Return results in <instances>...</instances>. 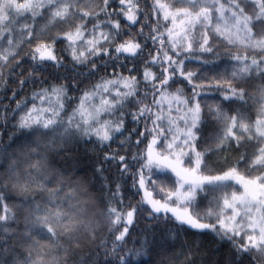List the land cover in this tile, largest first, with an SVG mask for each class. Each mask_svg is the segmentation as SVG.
Here are the masks:
<instances>
[{
  "label": "trees",
  "instance_id": "1",
  "mask_svg": "<svg viewBox=\"0 0 264 264\" xmlns=\"http://www.w3.org/2000/svg\"><path fill=\"white\" fill-rule=\"evenodd\" d=\"M159 3L171 12L186 6L178 0ZM220 3L228 7L225 0ZM239 3L244 15L252 17L253 36L260 39L264 36V22L256 19L258 2L239 0ZM70 11L75 13L68 18L70 22L54 21L47 7L35 17L25 13L23 17L11 18L13 30H5L4 38L0 39V54L9 50L12 53L7 61L0 59V216H7L0 221V264H34L37 260L40 264H264V256L257 249L247 253L241 250L248 231L240 230V236L230 239L232 234L225 235L219 227L216 231L198 230L181 224L168 212L153 213L143 200L139 185L143 175V189L160 201L175 191L174 173L144 167L147 148L156 139L155 147L161 149L169 137L173 119L185 116L187 107L197 102L201 111L193 143L195 152L203 154V165H207L206 169L202 165L200 171L218 175L235 167L248 179L264 174L251 163L258 147L264 146V138L255 134L256 121L264 110V51L250 46L254 41L221 34L223 21L218 20L215 10L210 24H197L187 32L184 31L187 23L181 24L180 17L175 24L171 18L163 19L157 0H131V5L128 0L123 5L120 0H108L106 5L104 0H76ZM84 12L89 15L84 16ZM126 13L134 15L136 22L129 21ZM117 22L119 29L114 27ZM77 25L84 26L83 39L69 41L66 34L75 32ZM217 27L221 32L216 31ZM29 29L32 36L26 34ZM168 29H172L171 38ZM91 31L109 37L107 41L101 37L95 44L98 53L89 52L94 45L85 43ZM152 36L158 39L154 42ZM205 37L211 52L199 48L197 42ZM9 38L12 45L7 42ZM173 39H183L185 47L192 42V52L178 47L177 56L172 51ZM230 39L234 42L230 43ZM128 42L140 45L136 55L115 51ZM41 44L48 46L56 60L39 59L35 49ZM165 52L174 60L183 61V72L194 74L191 82L180 70L172 74L177 65L169 67ZM74 55L80 58L79 62L73 59ZM237 56L241 57L239 61L235 59ZM252 60L258 64L252 65ZM244 65L249 70L241 73ZM165 68L170 79L161 86L159 81L165 76ZM146 72L156 79L146 80ZM133 77L134 94L122 100L108 119L116 121V126L122 123L119 131L110 132L107 140L75 129L65 133L69 117L79 108L86 92H93L105 81ZM60 86L66 90L59 118L64 125L54 131L41 129L43 134L35 132V125L20 127L21 118L34 105L39 109L57 104L51 92L43 102L36 94ZM232 89L242 90L243 98L234 96ZM177 90L182 91L181 99L189 100V105L172 99ZM145 106L150 111L139 116V109ZM218 111L227 117L236 116L238 121L242 114L244 122L252 128L253 138L248 139L250 133H243L239 143L229 139L220 144L226 125L218 117ZM160 128L164 129V135L159 134ZM233 131L240 135L239 129ZM190 155L194 162L195 153ZM37 162L42 164L39 176L29 168V164ZM184 163L193 166L189 157H184ZM25 171H31L37 184H43L44 188L36 184L17 187L9 173L23 177ZM228 183L229 187L223 190L206 187L188 208L190 213L198 215L201 221L217 224L215 213L220 208L216 207V201L222 205L225 193L243 192L235 181ZM53 192L56 195L50 194ZM37 206L53 211L60 208L71 219L62 216L59 220L62 228L54 229L57 234L52 235L46 227L33 223L31 217ZM259 208L264 216V207ZM112 209L116 211L111 212ZM209 210L214 213L211 217L207 215ZM129 211H133L131 223ZM125 227L128 231L123 240H117Z\"/></svg>",
  "mask_w": 264,
  "mask_h": 264
},
{
  "label": "snow or ice",
  "instance_id": "2",
  "mask_svg": "<svg viewBox=\"0 0 264 264\" xmlns=\"http://www.w3.org/2000/svg\"><path fill=\"white\" fill-rule=\"evenodd\" d=\"M76 0H0V39L4 38L3 34L5 30L11 32L13 29L10 28L12 24V19L14 17H23L25 13H31L33 17L39 15V10L42 8H49L52 11V19L54 21H63L70 22L69 17L75 15L74 12H71L75 5ZM108 0H104L105 5ZM126 0H120V4H125ZM178 2L186 5L185 7L176 9V11L171 12L167 9L165 4L159 3L157 0L158 10L163 12V19L165 21L171 18L173 24L176 23L177 18L180 17V23H187V28L184 30L185 32L189 31L191 28H194L197 24L204 25L210 24L212 20L213 10L219 14L218 20L223 21L224 30L227 32L229 37L233 35H239L241 32L244 34V38L247 41H254L250 46L259 48L264 51V36H261L260 39H256L253 36L251 23L252 17L244 15L243 8L240 7L239 0H225L228 3V7L225 8L224 4L220 3V0H178ZM129 5H131V0H128ZM191 9V10H190ZM260 15L256 17L257 20H261L264 22V0H262L260 4ZM131 12V7L128 9V13ZM227 14V15H226ZM84 16H88V12H84ZM127 19L136 22V17L131 14H127ZM25 29H28V26H24ZM83 25H77L75 28V32H69L66 34V37L69 41H75L77 39H83ZM114 27L119 29V23L117 22ZM154 32L158 31V29H153ZM217 32H221L219 27L216 28ZM28 36H32V32L29 29L26 33ZM224 34V32H221ZM162 35V34H161ZM168 35L172 37V29H168ZM177 36L180 34L177 33ZM101 37L107 41L109 37L103 33H101ZM151 39L155 42L158 37L152 36ZM8 44L12 45L13 40L11 38L8 39ZM234 42L232 39L229 41ZM89 44H93L94 46L89 49V52H99V48L95 47V44H98L99 41L95 43L92 40L87 41ZM161 45H163L164 41L160 40ZM199 43V48L203 52H211L212 48L208 47V40L205 37L202 42ZM180 47L184 51L191 53L193 50V43L188 42L186 47L184 46L183 39H173L172 40V51L179 56L180 52L176 51V49ZM140 49V45L138 43L128 42L127 44H120L115 51L116 52H126L132 55L137 54V50ZM35 53L39 54V59L43 60H56V57L52 54L51 50L46 45H39L35 49ZM9 55H12L11 51L7 54H0V59L5 61L8 60ZM84 53H80V57H83ZM165 62L169 64V67L172 65H177V68H173L172 74L174 75L177 70H180L181 75H184L186 79H189L191 82V77L194 75L191 72L184 73L182 70L183 61H176L172 58V56L168 55L167 52L164 53ZM35 59V54L33 55ZM73 59L79 62V57L73 56ZM236 60H240L241 57H235ZM244 59H247L245 57ZM153 62H156L155 58H153ZM257 60H252V65H257ZM249 66L244 65L241 69V73L248 72ZM165 76L163 79L159 81L161 86L167 85L170 77L167 75L168 68L164 69ZM236 73L233 74L235 76ZM146 80H155L156 77L151 73H145ZM122 84L123 88L128 89L127 92L121 93L119 87L116 88L115 97L119 99H108L104 97L101 100L102 107H95L89 105V107H85V102L92 99L95 95L96 89H102L103 92H109V85L116 86ZM91 93H85L81 99V103L79 108H77L71 117H69L67 121L68 127H65V133L75 129L80 130L85 125L89 128L93 124L101 123L99 120V115L102 111L107 112L115 107H117L122 100L127 99L128 96L134 94L135 89V78L133 77L131 80L126 78H122L121 80H110L102 82L101 84L96 86ZM157 92L160 91L159 88L156 89ZM195 91V90H194ZM51 92L53 96L57 99V104L55 106L49 105L47 108H36L33 106V109L29 110L26 116L21 118L20 127L22 128H32L35 125V132L41 133V129L52 130L54 131L58 126H63L64 121L60 120V113L63 110V100L66 97V90L63 86L53 87L51 89H45L41 93L36 94V98L40 99L43 102L45 99H49L48 93ZM232 93L234 96H239L241 99L243 98L242 90L237 92L235 89H232ZM198 95V93H197ZM182 91L177 90V93L172 95V99L178 100L180 103L184 105H189V100H182ZM230 97H225V99H229ZM160 101L157 100L156 104L159 106ZM91 108V111L89 110ZM150 109L145 106L139 109V116H144ZM200 105L199 103H195L194 106L187 107L185 116L181 117V120H184L186 131L183 133V138L175 137L172 141L168 142L166 145L162 146L161 150L155 154L152 153V146L155 145L158 141L153 139L151 144L149 145V151L147 155V163L144 165L145 168L156 167L160 171L170 170L177 177L176 188L175 191L169 192L167 196L164 198V202L162 203L160 200L148 199L146 202L152 206L153 213H161V212H172L175 216L176 220L181 224H187L191 228L194 229H211L213 231L217 230L219 227L220 230L224 232L225 235L229 233L232 234L230 239L235 236H240V222H236V217L240 216L241 221L245 217L249 221L248 227L253 229V232L258 229V237L253 235L247 236V242L241 244V250L243 252H251L252 249H257L259 253L264 256V216H261L259 220H253L251 213L253 209L256 211H260V208L256 207L260 205L264 207V174L258 175L255 178H245L243 175L237 172L235 167L230 168L227 171H224L222 174L218 175H205L200 169L203 165V154L199 152H195L194 140H195V132L194 129L197 128V124L200 119ZM87 114V115H85ZM217 115L220 119H222L226 125L225 135L219 138V143L223 144L229 139L239 140L243 138V133H250L248 139H252L253 135L252 128L246 124L245 117L241 114L239 116V121L236 116L227 117L222 112H217ZM77 116L79 119H77ZM134 119L137 116L133 117ZM157 119H160L157 116ZM155 124V121H153ZM120 126L112 127L108 122H104L101 127L97 128L96 134L101 137L103 140L109 139V131H119ZM157 127H159L157 125ZM233 129H239L240 135L238 136ZM43 134V133H41ZM160 135H164V129L160 128ZM255 134H258L260 138H264V119H259L256 121ZM180 142L177 143L176 141ZM191 149V152L195 153L194 162L191 159V155L189 151H185V149ZM258 154L255 155V158L251 161L252 166L254 168H259L264 173V146H259ZM184 157H189V164L193 166H185ZM121 160L124 158L121 157ZM204 168H207V165H203ZM29 168L34 169L36 171L37 176L41 175L42 164L37 162L36 164H29ZM10 179L15 180V184L17 187L28 188L32 184H36L37 187L44 188L43 184H37L35 178H33L31 171H25L23 177L19 175H13V172L9 173ZM230 181H235L236 183L242 185L244 191L240 194L233 191L231 194L225 193L223 197V205L221 207L220 201H216V207L220 208V213H215L217 224H208L201 222V218L194 213H190L188 208L192 207L196 196L205 190L206 187L209 189H220L223 190L229 187ZM140 188L145 187V180L143 175L139 180ZM47 190V189H45ZM163 191V189H161ZM51 195H56V193H50ZM148 197H151V192L147 193ZM168 201H173L174 203H179V205L184 209L183 214H178L176 209L169 206ZM55 207V206H54ZM231 210L232 217L231 219L236 222V227L230 226L225 223V220L222 218V213L224 210ZM7 211V209H5ZM115 209H112L111 212H115ZM243 211V216L241 215ZM213 211L209 210L207 215L211 217L213 215ZM68 216L66 212H64L60 208H56L55 211L41 208L37 206L33 211L32 219L33 223L36 225H41L47 228V231L52 235H56V231L54 229L62 228V224L59 222L61 217ZM133 216V211H129L127 213L128 223H131V218ZM7 219V216H0V221ZM120 217L117 215V222ZM128 229L125 227L124 231L116 237L117 240H123L125 233H127ZM123 260V258H121ZM34 264H40V261H35Z\"/></svg>",
  "mask_w": 264,
  "mask_h": 264
},
{
  "label": "rangeland",
  "instance_id": "3",
  "mask_svg": "<svg viewBox=\"0 0 264 264\" xmlns=\"http://www.w3.org/2000/svg\"><path fill=\"white\" fill-rule=\"evenodd\" d=\"M259 4V7H260V4L262 2V0H256ZM53 10H51L52 12ZM260 12H261V9L259 8V15H260ZM223 32L228 36L227 32L224 30V27L222 28ZM233 38L237 39V40H245L244 38V34L243 32H241L239 35H233L232 36ZM101 39L100 37V33L98 32H93L91 31L89 34H87V36L85 37V43L86 44H89L87 43V41L89 40H92L94 43L96 41H99ZM247 41V40H245ZM93 45V44H91ZM122 79V78H121ZM119 78H116V79H113V80H121ZM119 87L120 90H121V93H125L126 92V88H123L122 84L120 85H116V86H112L110 85L109 87V92L105 93L103 92L102 89H99L98 91H96L94 97L92 99H90L89 101H86L85 102V107H89V105H92V106H95V107H102L101 105V100L104 98V97H107L108 99L112 100V99H118L117 97H115V91H116V88ZM89 110L91 111V108H89ZM113 110V109H112ZM112 110L110 111H107V112H104L102 111L99 115V120L101 123L99 124H93L91 126V128H89L87 125H85L82 129H80V131H83V132H87V133H91V134H94V135H97L96 134V129L101 127V125L104 123V122H108L109 124H111V126L114 128L117 123L116 121H112L110 122V120H108L111 116V112ZM87 115V114H85ZM260 119H264V110H263V116L260 118ZM174 121H172L173 125L170 127L169 129V137L168 139L166 140V142L164 143V145H166L168 142L172 141L175 137H181L183 138V133L186 131V127H185V123H184V120H181V117H176L173 119ZM112 132V131H109V133ZM98 136V135H97ZM100 137V136H99ZM152 142V141H151ZM151 142L149 143V145L151 144ZM177 143H179L180 141L177 140L176 141ZM149 145H148V148H147V154H148V151H149ZM163 145V146H164ZM161 149L155 147V145L152 146V153L153 155L155 156V154L157 152H159ZM185 151H189L191 153V149H188L186 148ZM184 159V158H183ZM185 164V163H184ZM185 166H188L185 164ZM190 167V166H189ZM240 185V184H239ZM242 190L244 191L242 185H240ZM147 193L144 189H142V197H143V200L146 202L148 199H153V200H156L154 199L152 196L151 197H148L147 196ZM240 194V193H239ZM162 203L164 201H161ZM147 203V202H146ZM169 203V206L170 207H173L176 209V212L178 214H183L184 213V209L179 205V203H173L172 201H168ZM150 205V204H149ZM222 205H223V202H222ZM221 205V207H222ZM151 206V205H150ZM260 205H257L256 207L259 208ZM152 207V206H151ZM189 211V210H188ZM190 212V211H189ZM169 214H171L172 216L173 213L172 212H168ZM220 213V212H219ZM241 215L243 216V211L241 213ZM251 216H252V219L253 220H259V218L262 216L261 213L259 211H256L255 209H253V212L251 213ZM175 217V216H174ZM232 212L231 210H224L223 213H222V218L225 220V223L230 225V226H233V227H236V222H240L239 224V228L240 230H246L248 231L249 235H253L255 234L257 237H258V229L255 231V233L253 232V229L249 228L248 227V223L249 221L247 220V217H245L243 219V221H241V217L238 216L236 217V222H234L232 219ZM203 223H207V222H204V221H201ZM210 224V223H208ZM200 230V229H198ZM205 230H211V229H205Z\"/></svg>",
  "mask_w": 264,
  "mask_h": 264
}]
</instances>
